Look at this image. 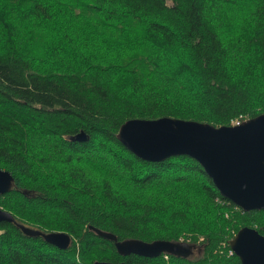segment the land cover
I'll list each match as a JSON object with an SVG mask.
<instances>
[{
	"label": "trees",
	"instance_id": "1",
	"mask_svg": "<svg viewBox=\"0 0 264 264\" xmlns=\"http://www.w3.org/2000/svg\"><path fill=\"white\" fill-rule=\"evenodd\" d=\"M262 112L264 0H0V168L16 180L0 194L16 218L0 222V264H242L230 240L245 225L264 233V208L223 196L191 155L143 159L118 131ZM106 233L193 250L122 254Z\"/></svg>",
	"mask_w": 264,
	"mask_h": 264
},
{
	"label": "water",
	"instance_id": "2",
	"mask_svg": "<svg viewBox=\"0 0 264 264\" xmlns=\"http://www.w3.org/2000/svg\"><path fill=\"white\" fill-rule=\"evenodd\" d=\"M85 137L83 131L77 134L79 139ZM118 137L130 150L146 160L191 155L204 166L223 196L244 210L264 208V112L229 125L167 115L130 118L120 126ZM15 187L12 172L0 168V194ZM15 220L13 213L0 206V222ZM18 225L26 234L41 235L61 248H68L73 241L72 235L66 231H45L21 222ZM106 235L114 238L122 254L137 253L154 257L166 252L187 256L193 250L191 244L185 241L119 240L117 236ZM230 244L242 264H264V233L257 228L242 226L231 238ZM93 264L127 263L124 260H96Z\"/></svg>",
	"mask_w": 264,
	"mask_h": 264
},
{
	"label": "built area",
	"instance_id": "3",
	"mask_svg": "<svg viewBox=\"0 0 264 264\" xmlns=\"http://www.w3.org/2000/svg\"><path fill=\"white\" fill-rule=\"evenodd\" d=\"M240 122H241L240 120H236V121H235L236 124H237V123H240Z\"/></svg>",
	"mask_w": 264,
	"mask_h": 264
},
{
	"label": "rangeland",
	"instance_id": "4",
	"mask_svg": "<svg viewBox=\"0 0 264 264\" xmlns=\"http://www.w3.org/2000/svg\"><path fill=\"white\" fill-rule=\"evenodd\" d=\"M236 124V123H235Z\"/></svg>",
	"mask_w": 264,
	"mask_h": 264
}]
</instances>
